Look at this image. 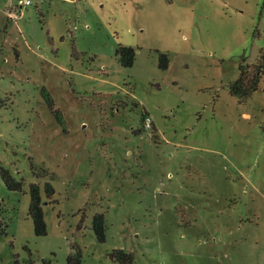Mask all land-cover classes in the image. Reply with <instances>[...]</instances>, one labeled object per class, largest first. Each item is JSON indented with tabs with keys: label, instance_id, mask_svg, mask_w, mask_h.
I'll list each match as a JSON object with an SVG mask.
<instances>
[{
	"label": "rangeland",
	"instance_id": "obj_1",
	"mask_svg": "<svg viewBox=\"0 0 264 264\" xmlns=\"http://www.w3.org/2000/svg\"><path fill=\"white\" fill-rule=\"evenodd\" d=\"M27 1L0 0V264H264V75L231 94L264 0Z\"/></svg>",
	"mask_w": 264,
	"mask_h": 264
},
{
	"label": "trees",
	"instance_id": "obj_2",
	"mask_svg": "<svg viewBox=\"0 0 264 264\" xmlns=\"http://www.w3.org/2000/svg\"><path fill=\"white\" fill-rule=\"evenodd\" d=\"M116 55L119 58V62L122 67H131L134 63L135 52L131 48L119 47L116 51ZM168 65V59L165 54L159 55L158 67L165 70ZM252 76L246 77L245 70L240 67L239 78L231 86V94L238 96L241 99H246L258 88L259 80L264 75V60L255 64V67L251 68ZM1 180L9 191L20 190V184L14 183L10 178L7 171L0 169ZM45 194L48 199H51L53 195V189L50 184L45 186ZM29 208L28 215L32 220L34 235L41 237L46 235V224L44 222L43 211L41 207V199L39 187L37 185H31L29 188ZM92 230L97 238V241L103 243L105 241L104 236V219L102 214H96L92 219ZM110 258L119 264H132V257L130 254L123 252L122 250H114L110 254ZM66 264H82L80 254L78 251H71L66 258Z\"/></svg>",
	"mask_w": 264,
	"mask_h": 264
},
{
	"label": "built area",
	"instance_id": "obj_3",
	"mask_svg": "<svg viewBox=\"0 0 264 264\" xmlns=\"http://www.w3.org/2000/svg\"><path fill=\"white\" fill-rule=\"evenodd\" d=\"M27 5H29V1H27V0H18V2H17V7L19 9H21L23 6H27ZM8 16L14 20L16 19V15L12 13V8H11V10L8 11ZM149 123H150V119L145 118L144 124L148 127Z\"/></svg>",
	"mask_w": 264,
	"mask_h": 264
}]
</instances>
